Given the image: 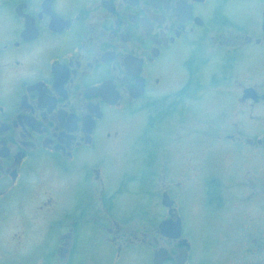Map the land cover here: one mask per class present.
<instances>
[{
    "label": "flooded vegetation",
    "instance_id": "1",
    "mask_svg": "<svg viewBox=\"0 0 264 264\" xmlns=\"http://www.w3.org/2000/svg\"><path fill=\"white\" fill-rule=\"evenodd\" d=\"M0 264H264V0H0Z\"/></svg>",
    "mask_w": 264,
    "mask_h": 264
},
{
    "label": "rangeland",
    "instance_id": "2",
    "mask_svg": "<svg viewBox=\"0 0 264 264\" xmlns=\"http://www.w3.org/2000/svg\"><path fill=\"white\" fill-rule=\"evenodd\" d=\"M122 119L123 120H121V121H122V123L124 125H128V126H131V127L134 125V128H135L136 131H139L141 123L144 122L143 114L142 115H138V116H136L134 118H130V117H127V116L123 115ZM125 127L126 126H124L123 128H125ZM193 239H194V244L197 247H200L202 245L204 237L199 231H195L194 230Z\"/></svg>",
    "mask_w": 264,
    "mask_h": 264
},
{
    "label": "water",
    "instance_id": "3",
    "mask_svg": "<svg viewBox=\"0 0 264 264\" xmlns=\"http://www.w3.org/2000/svg\"><path fill=\"white\" fill-rule=\"evenodd\" d=\"M170 224L171 223L169 222L161 223L159 226L160 233L164 237L176 239L179 237L180 227L178 224L177 225L176 224L170 225Z\"/></svg>",
    "mask_w": 264,
    "mask_h": 264
}]
</instances>
